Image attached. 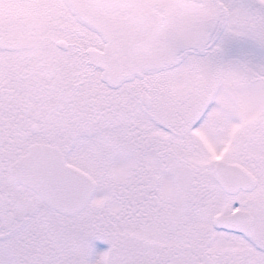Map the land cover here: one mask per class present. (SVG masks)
<instances>
[{"label": "snow or ice", "instance_id": "1", "mask_svg": "<svg viewBox=\"0 0 264 264\" xmlns=\"http://www.w3.org/2000/svg\"><path fill=\"white\" fill-rule=\"evenodd\" d=\"M0 264H264V0H0Z\"/></svg>", "mask_w": 264, "mask_h": 264}]
</instances>
